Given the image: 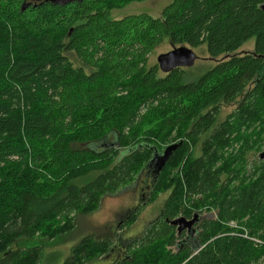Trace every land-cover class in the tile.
I'll list each match as a JSON object with an SVG mask.
<instances>
[{
	"label": "trees",
	"instance_id": "obj_1",
	"mask_svg": "<svg viewBox=\"0 0 264 264\" xmlns=\"http://www.w3.org/2000/svg\"><path fill=\"white\" fill-rule=\"evenodd\" d=\"M25 1L0 0V264H43L38 240L71 231L74 215L93 214L145 172L153 173L150 202L169 194L114 264H264V160H249L264 146V0H173L160 17L119 20L109 18L113 10L145 0L21 11ZM252 38V51L236 53ZM165 41L205 45L215 65L163 74L148 58ZM225 105L236 108L216 126ZM234 132L242 147L217 166ZM111 136L112 147L90 148ZM201 137L196 157L189 144ZM178 143L152 172V157ZM194 215L180 234L169 224ZM230 220L249 237L222 224ZM112 249L108 238L85 237L62 264L95 262Z\"/></svg>",
	"mask_w": 264,
	"mask_h": 264
},
{
	"label": "rangeland",
	"instance_id": "obj_2",
	"mask_svg": "<svg viewBox=\"0 0 264 264\" xmlns=\"http://www.w3.org/2000/svg\"><path fill=\"white\" fill-rule=\"evenodd\" d=\"M173 0H145L143 2H133L124 7L123 9L113 10L110 13L109 18L112 20H119L126 16L147 14L154 18L160 17L162 10L171 4ZM254 39L247 41L236 53L250 52L253 49ZM172 50V47L165 41L162 45L157 47L148 58V65L157 64V56L163 53H167ZM197 55V60L194 65L190 68L196 75H201L207 70L211 69L215 65V60L211 59L207 52L206 46L193 49ZM71 62L75 66H79V61L75 56H70ZM234 105L222 106L218 111L216 126L222 123L226 117L235 110ZM254 128H259L258 123L254 125ZM251 131V128L248 132ZM247 132L246 127L241 128V133ZM204 137L197 143L196 146L189 144L190 151L193 155L198 157L200 155L201 144ZM229 139L228 143H225L220 150V158L217 162V166H220L224 159L231 156H236L242 147V141L237 140V133L234 132L230 135H226ZM115 143V139L111 136L109 139L96 143L94 146H90L92 149H104L112 147ZM161 147H165V144H159ZM89 145H74L73 149L88 148ZM264 151V146L258 154H249V160L253 161L258 158L259 154ZM146 173L139 176L138 181L130 184L124 188H121L115 195L105 197L99 209L91 215H74L73 216V229L65 234L56 237L53 240H38L42 244V263L43 264H62L69 256L71 248L77 245L81 239L85 237H92L95 241L104 240L108 238L112 240L114 244V250L108 255L103 257L101 260L87 263V264H110L111 261L118 259H125L122 253L125 251V245L128 241L132 240L144 231V228L148 224L156 219L162 209V205L166 200L169 192L159 194L153 202H150V180L152 175H145ZM95 174H92L85 178H80L75 181V184L81 186L86 182L90 181ZM145 177V178H144ZM198 199V198H195ZM186 205V203H185ZM136 216L133 222H129L135 212ZM211 215L213 219H217L216 210H212ZM204 215H207L206 208L201 210ZM180 217V216H178ZM225 227L230 229L233 234L241 235L240 237H249L248 230L242 223L230 220L222 223ZM231 232V233H232ZM244 239V238H243ZM116 240L118 242H116ZM122 240V242H120ZM125 241V242H124ZM119 252V256L117 254ZM125 256V255H124Z\"/></svg>",
	"mask_w": 264,
	"mask_h": 264
},
{
	"label": "water",
	"instance_id": "obj_3",
	"mask_svg": "<svg viewBox=\"0 0 264 264\" xmlns=\"http://www.w3.org/2000/svg\"><path fill=\"white\" fill-rule=\"evenodd\" d=\"M40 1V0H32ZM51 3L59 6H65L70 3L80 2L81 0H50ZM28 3H23L21 5V11H25L28 7ZM264 8V7H263ZM197 55L194 53L193 49L188 46L173 47L167 53H163L157 56V66L161 73L167 74L176 68L189 69L191 68L197 60ZM181 146L180 143L172 144L166 147L161 154L154 155L150 161L155 163L154 169L156 173H159L166 165L172 154ZM259 160H264V151H262L259 156ZM197 221V215H194L191 220H187L184 217H179L169 221L171 226H174L177 233H181L183 230H191L194 223Z\"/></svg>",
	"mask_w": 264,
	"mask_h": 264
},
{
	"label": "flooded vegetation",
	"instance_id": "obj_4",
	"mask_svg": "<svg viewBox=\"0 0 264 264\" xmlns=\"http://www.w3.org/2000/svg\"><path fill=\"white\" fill-rule=\"evenodd\" d=\"M25 3H28L29 5H28V7H27V9L26 10H28V9H30V8H35V7H38V6H40V5H43V4H51V5H55V4H53V3H51V1L50 0H40V1H32V0H26L25 1ZM70 4H72V3H70ZM68 5V4H67ZM55 6H59V5H55ZM66 6V5H65ZM154 166H155V163H151L150 164V169L152 170V168L154 169ZM156 170H153L152 172H155ZM146 174V176H148V175H151L152 173H150V172H145ZM144 174V173H143ZM148 174V175H147ZM145 178V177H144ZM152 178H151V180H150V188H151V185H152ZM112 251H115L114 249H112L111 250V252ZM119 252H121L122 253V255H123V257H127V249L125 250V251H121V250H119ZM119 252H118V254H117V257L119 256ZM122 260H124V259H122ZM118 261H120V259H118V260H114V261H111V263L110 264H114L115 262H118Z\"/></svg>",
	"mask_w": 264,
	"mask_h": 264
},
{
	"label": "built area",
	"instance_id": "obj_5",
	"mask_svg": "<svg viewBox=\"0 0 264 264\" xmlns=\"http://www.w3.org/2000/svg\"><path fill=\"white\" fill-rule=\"evenodd\" d=\"M244 238H247L246 236Z\"/></svg>",
	"mask_w": 264,
	"mask_h": 264
}]
</instances>
